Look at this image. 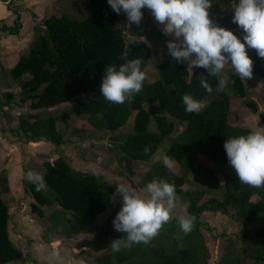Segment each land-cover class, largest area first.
Segmentation results:
<instances>
[{"label": "trees", "instance_id": "trees-1", "mask_svg": "<svg viewBox=\"0 0 264 264\" xmlns=\"http://www.w3.org/2000/svg\"><path fill=\"white\" fill-rule=\"evenodd\" d=\"M87 5L90 14L83 20L62 14L47 18L36 26L37 35L29 49L15 67L4 73V77L20 84L21 100L30 101L31 109H48L74 102L64 115L87 117V123L77 129V137L81 140L91 137L86 135L90 129L117 132L133 116L132 132L122 138L118 135L124 140L118 150L135 161L150 162L161 142L175 132L176 125L167 116L183 125V130L172 139L166 153L179 163L180 172L174 168L169 171L162 162H152L138 184L145 188L153 179H166L174 184L177 198L187 204V215L196 217L194 230L185 235L179 228V219H174L163 226L150 244L125 243L119 253H114L110 247L112 241L124 238V234L113 226V220L122 207L120 198L96 232L84 237L87 228L109 208L116 187L99 174L76 171L65 156L44 163L46 190L36 191L34 184L25 182V188L33 198L31 212L46 217L58 234L68 239L77 238L73 242L76 257L98 253L94 256L97 264H264V187L242 185L238 177L229 173L225 175L226 196L223 200L207 196L203 187H185L193 164L200 158L211 164L228 165L225 141L254 131L231 120V98L247 97L245 82L232 72L230 65H226L221 73L227 82L225 90H218L217 95L204 104L209 93L201 87L199 77L207 76L213 90L218 89L217 78L211 77L206 69H191L187 63H177L162 55L157 65V80L144 82L143 90L124 104L109 103L100 91L106 66H119L127 60L140 59L141 70L144 71L151 50L140 37L162 39L163 36L145 8L142 9L141 23L131 24L133 38L127 40L124 32L129 23L123 11L115 13L108 0H87ZM233 15L231 10L226 22L219 19V23L224 22L220 25L227 29L235 27ZM17 27H5V30L12 32ZM125 51L128 52L127 60L121 59ZM248 55L253 60V72L264 76V58L259 57L256 50L248 51ZM185 93L203 102L199 114L185 111L182 103ZM4 103L10 106L8 102ZM245 105L253 112L258 111L251 100H246ZM159 109L164 114H159ZM98 114L103 118L98 119ZM259 116L264 123V113ZM152 117L156 121L157 133L148 130ZM56 122L57 118L51 114L30 113L19 118L14 132L31 142L44 141L55 146L71 142L66 133L57 129ZM145 146L150 147L147 153ZM255 195L260 199L253 201ZM44 206L51 208L49 213H44ZM230 208L236 209L248 222L260 221L254 230H246L237 236V246L229 243L232 248L211 263L209 248L200 230V216L207 211L225 214ZM8 223V207L0 196V264L23 257L10 239ZM233 252L235 257H231Z\"/></svg>", "mask_w": 264, "mask_h": 264}, {"label": "clouds", "instance_id": "clouds-1", "mask_svg": "<svg viewBox=\"0 0 264 264\" xmlns=\"http://www.w3.org/2000/svg\"><path fill=\"white\" fill-rule=\"evenodd\" d=\"M112 10L120 14L123 11L127 22L139 25L143 19L142 9L151 11L155 21L162 26V32L172 37L167 42L169 55L177 63H187L188 68L199 67L207 70L211 77L218 80V90L224 91L227 82L221 75L226 65L242 81L253 76V60L247 48L255 49L257 55L264 58V0H232L234 11L232 23L237 24L245 33L243 41L233 31L213 23L209 9L212 0H108ZM125 51L121 59H126ZM142 60L131 59L126 63L107 65L101 84L103 98L113 104H124L143 90L146 74L141 70ZM199 83L209 94L213 88L205 75L199 77ZM182 103L187 113L199 114L203 102L185 93ZM98 119L103 117L98 114ZM224 149L229 164L242 185L264 187V131H253L248 135L230 137L225 141ZM145 153L150 147L145 146ZM163 164L172 171L175 161L165 155ZM97 175L95 168H89ZM26 180L34 184L36 191L46 190V182L39 172L28 171ZM141 195L130 184L117 183L113 196L122 197V207L113 220L114 229L124 234V238L115 239L110 247L114 253L121 251L125 243L150 244L163 226L172 218L176 208L175 185L166 179H153ZM196 217L187 215L179 217V228L185 235L194 230ZM54 262H62L60 248L50 253Z\"/></svg>", "mask_w": 264, "mask_h": 264}, {"label": "rangeland", "instance_id": "rangeland-1", "mask_svg": "<svg viewBox=\"0 0 264 264\" xmlns=\"http://www.w3.org/2000/svg\"><path fill=\"white\" fill-rule=\"evenodd\" d=\"M226 1V0H225ZM231 1V0H230ZM230 2H225L222 7L228 10ZM219 4V3H217ZM89 8V7H88ZM224 10V9H223ZM226 12V11H225ZM228 12V11H227ZM226 12V13H227ZM213 11V0H212V7L209 9L210 18L213 20L215 25L221 26L220 23L223 21L226 22V18L228 19V14L223 17L215 16ZM88 17V16H87ZM86 17V18H87ZM213 17V18H212ZM221 21L219 23V19ZM85 19V18H84ZM83 20V19H82ZM227 24H230L228 22ZM36 31V29H35ZM37 35V31H36ZM126 34H124V38H126ZM34 41V40H33ZM167 49V47H166ZM174 60V59H172ZM160 59L154 54L150 57V63L148 69L146 70V80L145 82L150 83L154 82L158 79V69L157 65ZM234 70L232 69V72ZM4 80V76H0V83ZM8 78H6L5 82ZM9 86L10 88L6 89V91H2L0 89V104L3 106H8L4 102H8L11 107L17 106L20 110L13 111L10 113L8 111L10 106H8L7 112L10 113L8 117H5V120L10 122L12 118L19 119L21 116H25L30 113H40L43 116L51 114L57 118L56 127L59 130H65L68 126H84L87 123L86 116H76V115H64L66 112H69L72 108L74 102L63 103L59 105L52 106L48 109H31L30 108V101L23 102L21 100V87L20 84L17 82L12 81L9 79ZM247 87V97L246 98H236L232 96L231 98V108H232V116L231 120L233 123L241 126V127H248L254 131H264V123L261 121L259 114L264 113V76H260L257 73L253 72V76L250 79H246L245 81ZM218 93V89H214L211 94L206 98L204 104H207L212 97L216 96ZM5 94V95H4ZM12 96L9 98V96ZM246 100H251L255 102L257 105V112H253L249 107L245 105ZM5 104V105H4ZM145 108L148 107V104L144 105ZM1 109V108H0ZM5 111H3L4 114ZM159 114H164V112L159 109ZM0 110V116L4 118V115ZM75 117V119H74ZM170 121H173L176 125V130L172 133L167 139L163 140L158 147L156 153L153 155L151 161L149 162H139L133 159L128 158L123 152L118 150V144L112 143L114 137L118 135L121 138L125 134H129L133 130V116L128 121V123L123 126L117 132H111L108 130H88L86 131L87 136H93V141H85L82 140L81 142L77 143V145L73 146L74 151H68V157H66L67 161L70 163L73 169L76 171L87 172L90 171V166L95 168L97 173L101 175L105 180L111 182L115 187H117V183H125L132 185L139 194L145 195L144 189L139 186V180L141 176L145 173L148 165L152 162H162L163 157L166 155L168 149L171 146L172 139L176 138L180 132L183 130V125L178 124V122L171 117L167 116ZM69 119V120H68ZM80 127V128H81ZM148 130L153 133H157V125L155 118L152 117L149 123ZM20 141L25 144L26 140L22 137H19ZM88 140V139H87ZM124 142V140H123ZM123 142L121 144H123ZM50 144V142H49ZM52 144V143H51ZM44 150L47 148L43 147ZM49 151V150H48ZM47 152V151H46ZM76 153V155H73ZM58 154H48L47 156H39V160L37 156L31 163L27 166V171H35L39 172L41 175H45L46 168L44 166L45 162H52L56 159ZM79 159H82L85 164L82 168H79L75 164L78 163ZM40 161V163H39ZM4 162V161H3ZM3 164L0 162V184L4 178V174H2L1 166ZM179 163L175 161L174 169L179 171ZM229 173L235 177H238L235 169L230 165H221V164H211L204 158H200L198 163H194L187 178L185 187L186 188H196V187H203L207 190V196H213L220 200H223L226 196V187H225V175ZM26 179V178H25ZM27 183H29L26 180ZM120 198L119 195H115L113 198L109 208L99 215L94 223H92L88 228L84 237L92 236L101 222H103L109 215V213L115 208L116 204L119 202ZM260 199L259 195H255L252 200L257 201ZM44 213H49L51 210L50 207H42ZM172 218L179 219L181 216H187V204L180 199L177 198L176 200V208L172 212ZM33 216V223H37L41 228L43 233H39L37 235L31 234L32 237L39 239L42 243V247L39 249V253H41V260L45 263L40 264H57L58 262H54L51 259L50 253L54 248L50 247H58L62 250L63 260L59 262V264H67L72 261L71 256L75 257V249L73 246V242L77 241V238L68 239L62 234H58L54 231L49 224V220L46 217H41L34 213ZM170 220V221H171ZM169 221V222H170ZM259 219L248 222L243 217H241L236 209L230 208L228 213H221V212H204L200 216V230L205 236L207 246L210 252V261L214 263L218 261L225 252H228L230 248H232L229 243L235 246L238 245V241L236 240L237 236L246 231V230H254ZM168 222V223H169ZM49 227L44 230L46 225ZM45 244H48L50 247L45 248ZM18 244V243H17ZM19 245V244H18ZM17 247V246H16ZM19 249V248H18ZM44 249V250H43ZM98 254L96 252H91V255H82L77 256L75 258L80 259L77 264H97L94 260V256ZM236 253L233 252L231 257H235ZM26 262L27 264H39L29 253H25L23 257L15 262H11L8 264H20ZM47 262V263H46Z\"/></svg>", "mask_w": 264, "mask_h": 264}, {"label": "crops", "instance_id": "crops-1", "mask_svg": "<svg viewBox=\"0 0 264 264\" xmlns=\"http://www.w3.org/2000/svg\"><path fill=\"white\" fill-rule=\"evenodd\" d=\"M227 1L230 2L228 4V10L222 7ZM231 3L232 1L230 0H213V14L217 17L227 15L233 10ZM145 9L163 38L148 39L140 37V39L147 43L151 50V55L154 54L158 59H160L162 55H166L172 60L173 58L169 55L168 48L166 49L167 42L172 39V37L163 34L162 26L155 21L151 11L147 8ZM225 11L228 12L226 13ZM62 14L68 15L76 20L86 18L90 14L87 0H0V76H2V74L4 76L6 71H10L15 67L20 61L21 56L29 49L30 44L36 36L35 27L47 18L60 16ZM16 25L18 27L12 32L5 30V27L14 28ZM228 30L233 31L234 34L241 39V42H244L243 36L245 33L237 24L235 27L233 26ZM132 31L133 26L130 24L127 25L124 32V34L127 35L125 39L130 40L133 38L131 36ZM251 50L255 49L247 48V51ZM149 63L150 58L147 67L144 69L145 73ZM5 81L6 78L4 77V80L0 83V89L2 91H6V89L10 88L8 87L10 84L9 78L7 80L8 82ZM1 106L0 104L2 114L3 111L5 112L3 114L4 118L0 116V162L3 164L1 166V171L5 176L0 184V196L6 203L9 211V236L11 241L21 250L23 255L27 252L31 255L33 260L39 264L45 263L41 260V253H39V248L42 247V243L39 239L31 236V234L37 235L43 232L42 228L36 222L33 223V216H31L34 215V213L31 212V202L33 198L25 188V172L27 171V166L29 164L31 165L36 156V160L40 159L39 156H47L52 153L58 154L56 158L59 156L68 157V151L73 152V146L82 141L77 137V129L81 126H68L65 130H59L58 128L61 133H66V135L71 138V142L61 146H55L44 141H26L24 144L14 132L17 129L19 119L15 120L12 118L10 122L5 120V117H8L11 112L20 109L17 106H13L8 110V106ZM7 110L10 111V113L7 112ZM87 139H85V141H93L94 137L91 136ZM122 142L123 140L118 136L114 137L112 140V143L118 144L116 145L118 147ZM43 147L47 149L44 150ZM73 155H76V153H73ZM78 161L79 162L75 165L82 168L85 162L82 159ZM48 227L49 225L47 224L44 230ZM44 245L45 248H47L48 244L44 243ZM48 247L50 246L48 245ZM51 248L57 247H50V249ZM75 257L71 256L73 260H70L67 264H77L80 259Z\"/></svg>", "mask_w": 264, "mask_h": 264}]
</instances>
